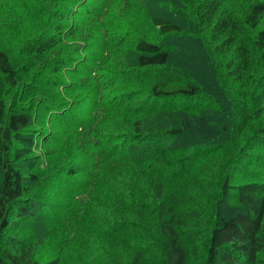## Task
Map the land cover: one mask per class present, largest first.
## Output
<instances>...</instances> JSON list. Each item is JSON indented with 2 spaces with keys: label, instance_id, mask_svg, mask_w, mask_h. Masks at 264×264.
<instances>
[{
  "label": "trees",
  "instance_id": "16d2710c",
  "mask_svg": "<svg viewBox=\"0 0 264 264\" xmlns=\"http://www.w3.org/2000/svg\"><path fill=\"white\" fill-rule=\"evenodd\" d=\"M119 1L0 0V264H264V0Z\"/></svg>",
  "mask_w": 264,
  "mask_h": 264
},
{
  "label": "rangeland",
  "instance_id": "374dc122",
  "mask_svg": "<svg viewBox=\"0 0 264 264\" xmlns=\"http://www.w3.org/2000/svg\"><path fill=\"white\" fill-rule=\"evenodd\" d=\"M160 1L161 0H154L152 4L155 5V3H157L159 6L162 4ZM231 1L232 3L234 2V0H230L229 5H232ZM143 3L144 5L147 4V6L144 9L141 8L139 11H137V7H136L137 5L135 7H132L134 5H130V4L129 5L126 4V6L128 7L121 9L120 7L121 1L117 3L114 10L112 8V10L115 11L117 14L121 12L122 22L119 25H117V28L119 30L118 32H121L123 34L129 33L128 31H131L132 33H135V34H138L139 32H146L150 34L149 32H152V27L150 25L149 17L152 13H156L155 11L156 7L150 4L149 0H143ZM160 9L164 11L161 7ZM34 30H35L34 28L25 29L23 31V34L26 32L28 33L33 32ZM10 41L11 42L17 41V37L11 38ZM122 47L123 46L114 49V51L112 52V57L110 58L111 61H125L129 53L131 52L127 48H122ZM79 113L82 114V111H80ZM37 153H41V150L37 151ZM50 155L52 157L55 156V154H50ZM248 166H249L248 171H250L251 169L255 167L253 160L251 161V164H248ZM56 188H58V185H56ZM34 203L35 204L33 205V207H31V210H30V216H33V218L26 216L24 220L19 221L18 224L20 225V227H18V229L16 230V235L17 237L27 241V240L33 239L34 238L33 233L37 232V236L39 240L36 241L37 247L35 250V257L39 261H45L47 259H51L53 256L56 255V253L58 254L57 249H60V245H62L61 242H59L57 238L55 237L54 232L53 231L51 232L45 226V221L51 222V220L57 217V214L59 213V206L57 202H55V200L54 202L46 201V203H53L54 205V210L50 212V211H47L46 206L41 207V204L39 203L37 204L36 202ZM94 244L98 245L100 249H105V246H102V247L99 246L101 245V241L98 239V237L94 239ZM85 248L88 249L87 247ZM84 253H87V250L84 251ZM93 256H94L93 260H89V261L93 262L94 259L96 258L97 263H98L99 255L92 254L89 257H93ZM86 264H90V263L86 261ZM93 264H96V263H93ZM108 264H112V263L108 261Z\"/></svg>",
  "mask_w": 264,
  "mask_h": 264
}]
</instances>
